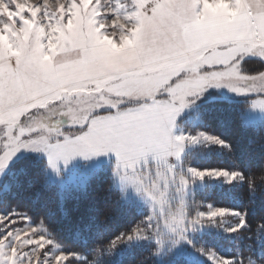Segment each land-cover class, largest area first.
<instances>
[{
    "label": "rangeland",
    "instance_id": "374dc122",
    "mask_svg": "<svg viewBox=\"0 0 264 264\" xmlns=\"http://www.w3.org/2000/svg\"><path fill=\"white\" fill-rule=\"evenodd\" d=\"M70 48L86 50L72 68L79 86L58 96L41 95L40 83L17 69L18 60L38 63L62 81L70 70L59 72L56 61ZM247 57L264 61V0H0V82L14 83L0 101V180L27 154L44 158L46 178L60 186L110 164L121 199L156 227L157 264L180 256L229 264L198 241L211 228L236 231L241 223H227L235 211L199 209L194 197L207 179L234 175L184 162L199 144L221 140L186 132L179 119L216 94L247 99L242 121L264 129V71L244 73ZM29 97L46 106L24 103ZM7 215L0 212V264H62L73 254L40 224Z\"/></svg>",
    "mask_w": 264,
    "mask_h": 264
},
{
    "label": "trees",
    "instance_id": "16d2710c",
    "mask_svg": "<svg viewBox=\"0 0 264 264\" xmlns=\"http://www.w3.org/2000/svg\"><path fill=\"white\" fill-rule=\"evenodd\" d=\"M240 67L248 75L264 71V61L247 57ZM247 99L216 94L197 102L194 115L179 119L183 130L206 131L221 144H199L184 162L199 169H222L234 176L207 179L195 191L197 207L234 210L227 223L234 232H200L198 245L227 257L229 264H264V129L244 123ZM82 129V128H80ZM78 131V130H77ZM44 158L27 154L12 161L0 180V212L12 223L40 224L70 254L62 264H157L156 227L147 214L123 201L113 185L110 164L83 170L63 186L46 178ZM218 227H224L217 222ZM171 264H196L184 257Z\"/></svg>",
    "mask_w": 264,
    "mask_h": 264
},
{
    "label": "clouds",
    "instance_id": "9594fccd",
    "mask_svg": "<svg viewBox=\"0 0 264 264\" xmlns=\"http://www.w3.org/2000/svg\"><path fill=\"white\" fill-rule=\"evenodd\" d=\"M131 18H135V14H129V16L126 17V19ZM169 39H171L170 36ZM68 51L73 54L59 57L56 61L58 69H65L70 66L79 64L81 62L82 57L86 54V50L83 49L79 52H75L74 49L70 48L68 49ZM16 66L18 70H24L30 79L36 80L40 83L41 95L45 97L53 95L58 96V89H64L65 91H68L74 87L79 86L77 79L73 75H68L62 81L49 79L46 75L42 73L41 67L38 63L24 65L22 61L18 60ZM34 100L38 102L40 106H46L43 101L39 100V97H29L23 102L26 104H32Z\"/></svg>",
    "mask_w": 264,
    "mask_h": 264
},
{
    "label": "crops",
    "instance_id": "0c3cea01",
    "mask_svg": "<svg viewBox=\"0 0 264 264\" xmlns=\"http://www.w3.org/2000/svg\"><path fill=\"white\" fill-rule=\"evenodd\" d=\"M218 68L219 66H204V67H202V68H206L205 70H212L213 68ZM73 68V66H70L69 67V69L68 68H65V69H68V70H70L69 71V74L70 75H73L74 76V74L76 75L77 73H75V71H74V69H72ZM65 70L64 69H62V73L64 72ZM59 72H61V69L59 70ZM264 73V72H263ZM81 74H83V73H81ZM260 75V74H259ZM64 76V75H63ZM65 79V78H64ZM83 79H84V77H83ZM79 82V81H78ZM13 89H14V83H13V81L12 80H8V79H6L5 81H2V82H0V101H1V99L3 98V97H8V98H10V97H12L13 96ZM5 94H8V95H5ZM24 115V114H23ZM23 115H22V117H23Z\"/></svg>",
    "mask_w": 264,
    "mask_h": 264
}]
</instances>
